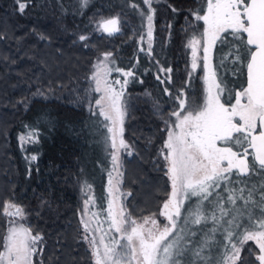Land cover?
<instances>
[{
	"label": "trees",
	"instance_id": "1",
	"mask_svg": "<svg viewBox=\"0 0 264 264\" xmlns=\"http://www.w3.org/2000/svg\"><path fill=\"white\" fill-rule=\"evenodd\" d=\"M132 2L143 4L142 0H88L82 8L81 0H34L33 6L20 16L15 12L14 0H0V31L20 37L36 27L52 40L46 44L28 36L22 45L14 39L0 41V212L7 202L23 206V224L44 235V251L40 252L41 246L37 245L38 254L31 257L33 264H53L51 257H59V264H69L70 258L75 264H92L85 243L78 242L81 201L83 196H91L89 204L95 201L94 215L103 220L107 213L106 179L112 169L111 149L105 151L99 143L100 133L106 129L92 130L97 118L89 111L93 93L87 77L100 51L112 52L118 67L134 72V76L124 78L128 83L123 88L128 104L123 139L129 145L121 149L119 160L124 211L140 220L158 211L170 190L157 153L167 134L162 129L176 102L164 88L174 94L183 88L186 98L202 100L201 71L190 73L187 40L193 34L190 13L203 8L205 0H157L153 5L156 13L152 55L147 58L138 45L146 50L147 40L139 37L144 22L129 7ZM173 7L178 11L174 13ZM109 16H119L121 20L120 32L111 36L98 28V22ZM44 17L53 22L59 18L63 36L43 23L47 21ZM195 24L198 35L203 21ZM81 34L90 37L89 47L77 40ZM227 51L228 47L213 48L214 66L216 58ZM64 53L70 56L60 57ZM11 59L17 63H10ZM42 60L47 62V68L40 63ZM156 61L172 72L159 73ZM233 67H239V72L229 73ZM242 69L230 64L229 70L221 73L225 83H240ZM35 75L40 76L38 81ZM121 75L111 74L122 80ZM157 75L165 83L157 80ZM38 86L45 96L32 95ZM21 98H27V110L17 103ZM99 120L103 121V117ZM30 131L39 133L37 144L33 146L28 140L20 144L19 137H27ZM33 155L37 156L35 161L30 160ZM85 181L92 186L90 192L83 187ZM6 217L0 214V247ZM247 249L255 252L256 248L247 242L242 251L249 264H259Z\"/></svg>",
	"mask_w": 264,
	"mask_h": 264
},
{
	"label": "snow or ice",
	"instance_id": "2",
	"mask_svg": "<svg viewBox=\"0 0 264 264\" xmlns=\"http://www.w3.org/2000/svg\"><path fill=\"white\" fill-rule=\"evenodd\" d=\"M87 3L88 0H81V7ZM142 3L144 8L135 2L129 7L146 22L147 50L151 53L156 13L153 5L157 0H142ZM14 4L16 14L24 16L34 0H14ZM172 11L178 10L173 7ZM190 14L194 21L193 34L187 43L193 57L191 67L198 66L199 45L203 52L202 66L208 72V88L202 103L186 98L183 88L175 94L164 88L165 94L176 102L162 129L167 135L160 150L166 162L165 176L171 185L159 213L167 223L161 227L155 214L142 216V223H138L132 213L125 212L122 207L115 216L109 211L110 228L120 235L112 237L101 253L96 240L85 234L89 225L81 219L83 229L78 242L88 244L94 264H249L242 255L249 241L254 242L259 252L247 249L249 256H255L259 264H264V0H205L203 8L192 10ZM199 21H203V31L198 33V38L195 22ZM120 23L119 16L102 18L98 28L111 36L120 32ZM28 36L52 43L51 36L36 27L20 37L0 31V41L14 39L17 45H22ZM144 38L140 36L141 41ZM89 39L86 34L77 37L84 47L90 46ZM214 47L218 50L228 47V51L216 58L213 67L210 54ZM9 62L16 64L17 60ZM40 63L48 67L46 61ZM156 64L159 73L172 72L159 61ZM230 64L247 70L246 86L235 91L234 96L226 86L225 75L221 74L229 70ZM93 68L89 79L95 87L91 91L101 95L95 99V106L89 101V111L97 118L92 130L106 129L100 133L99 141L105 151L117 148L118 136L119 146L127 149L129 145L122 134L128 104L122 97L128 81L125 79L121 83L120 79H114L109 82L106 77L112 72L129 77L134 76V72L118 67L112 52L101 53ZM231 70L235 74L240 69L233 67ZM39 78V75L34 76L37 81ZM156 78L165 83L160 75ZM116 85H120V90ZM32 95L45 96V92L38 86ZM222 95L227 97V103L221 102ZM233 98L235 103H231ZM17 103L27 110V98ZM99 117H103V121ZM26 138L29 143H37L39 133L30 131L20 140ZM36 159L35 155L30 157L32 161ZM112 160L115 165L117 157L114 154ZM83 187L89 192L92 189L87 181ZM91 199V196L85 199V206ZM112 206L110 201L109 209ZM0 214L26 219L23 206L14 202L5 203ZM218 236L221 238L217 239ZM44 243L41 232L25 228L12 219L4 237V251H0V264H33L31 257L38 254L37 245L43 252ZM50 260L59 264V257ZM69 264H75L74 259L70 258Z\"/></svg>",
	"mask_w": 264,
	"mask_h": 264
},
{
	"label": "rangeland",
	"instance_id": "3",
	"mask_svg": "<svg viewBox=\"0 0 264 264\" xmlns=\"http://www.w3.org/2000/svg\"><path fill=\"white\" fill-rule=\"evenodd\" d=\"M143 5V4H142ZM142 5L140 6L141 8H144L145 6L142 7ZM43 19H45L46 22H43V23H48V25L52 28V30L58 34V35H62L63 34V31H64V27L60 21L59 18H55L54 22L53 21H48L47 17H44ZM104 19V18H103ZM102 20V19H101ZM144 22V21H143ZM146 22L143 23V26H142V32L140 33V36L141 35H144V39H146V50L145 48L143 47L142 44H138L139 45V48H143V52L145 53V56L146 58L149 56L152 55V50H151V53L148 52L147 50V44H148V39H147V36L145 35L146 33ZM202 31H203V28H202ZM63 36V35H62ZM139 36V37H140ZM197 37L199 38V35H197ZM191 37L188 38V40L190 39ZM188 40H187V43H188ZM152 45H153V42L151 41ZM198 47V53H197V57H196V62H197V68L196 69H193L191 67L192 65V62H193V57H192V54H191V49L189 47L188 48V53H189V58H190V73L193 74L194 71L196 70H199L201 71V78H202V84H203V94H202V100L200 103L203 102V99L207 93V88H208V81L206 79V77L208 76V72L207 70H205L203 68V61H202V55H203V52H202V47L201 46H197ZM103 52H107V51H100V53H98L92 64H91V69H90V72L88 74V81L90 82V87L91 89H93L95 87V83L93 81H91L89 79V77L92 75L93 71H94V68H93V65L96 64L97 62V59L100 57L101 53ZM212 53H213V49H212V52L210 54V63L212 64V66L214 67V64H213V61H212ZM67 53H64V55L60 56V57H66V56H70V55H66ZM75 57V56H74ZM76 58V57H75ZM229 73L232 72V70L230 69L228 71ZM112 74V73H111ZM116 77H119V76H116ZM124 78H126L123 73L121 75V79L124 81ZM106 79L111 82L112 80L114 79H117V78H114L112 77L111 75L110 76H107ZM121 80V82H122ZM227 88L230 89L233 93V90L234 88H240L242 87V81H240V83H234L232 85L230 84H226ZM117 88V90H120V85L119 86H115ZM216 90L213 89V92H215ZM93 95H92V98H91V103L92 105L95 106V99H98L100 97V93H94L92 92ZM123 100H126V98H123ZM127 101V100H126ZM221 102H225L227 103L228 102V99L226 96L222 95L221 96ZM231 103H235L234 100L232 99L231 100ZM123 133H124V123H123ZM123 135V134H122ZM166 135L164 136L163 138V142L166 138ZM21 137V136H20ZM20 137H19V140H20ZM119 136L117 137V148L116 149H111V160H112V156L113 154L117 157V160H116V163L114 165L113 163V160H112V169L110 170L109 172V175L106 179V186H105V190H106V194H107V201H106V216H103V220L102 218H97L94 214H95V211H94V208L92 205L95 204V201L93 200L90 204H88L87 206H85L84 204V201L85 199L88 198V196H83L82 198V201H81V208H80V214H79V218H80V224H81V219H83L85 222L88 223L89 225V231L87 233H85L86 235L89 236V239H95L96 242H97V246L99 247L100 249V252L103 253L104 251V245L105 244H109L111 242V238L112 237H119L120 234H117L115 233V230L114 228H110V221H111V217L109 216V211L112 212L113 216H115L121 209V207L123 208L122 204H121V198H120V187H119V177H120V163H119V160H120V153H121V149L122 147L119 146ZM27 141V138L23 141L20 140V144H23ZM37 143H34L33 146H35ZM163 147V143H162V146L161 148ZM160 148V150H161ZM160 150L159 152L157 153L158 154V158L160 159L161 158V161H162V167L164 169V173L166 171V162L163 160L162 156L160 155ZM156 158V157H155ZM157 159V158H156ZM165 181L167 182L168 184V187H169V191L168 193L165 195L164 199H163V202L165 201V199H167L168 197V194L170 193L171 191V185H170V181L168 180L167 176L165 177ZM98 188V187H97ZM195 200V198H193ZM112 201L113 202V206L111 209H109V202ZM163 202L161 203V206L159 208L158 211L152 213V214H149L148 216L151 217L153 216V214H155V218L158 220V222L160 223L161 227L167 223V220L165 217L159 215L160 211H161V208H162V205H163ZM9 211H12V209H9ZM126 212V211H125ZM7 216V215H6ZM97 216H101L99 213H97ZM12 219H16L20 222V224L27 228L25 226V224H23V222L20 220L19 217H16V218H13V217H9L7 216L5 218L6 220V227H5V231L3 233V236H2V243H1V247H0V251H4V237L7 235L8 233V229L10 227V220ZM134 219V218H133ZM138 223H142V220H137ZM209 227H211V224H209ZM83 229V225L81 224V231ZM221 237H217V239H220ZM85 243V246L86 248L88 249L89 251V254H90V258H91V261H92V264H94V258L92 257L91 253H90V250H89V247H88V244L86 242ZM249 243L251 245H253L256 250H255V253L256 254H259L258 252V248L255 246L254 242L253 241H249Z\"/></svg>",
	"mask_w": 264,
	"mask_h": 264
},
{
	"label": "flooded vegetation",
	"instance_id": "4",
	"mask_svg": "<svg viewBox=\"0 0 264 264\" xmlns=\"http://www.w3.org/2000/svg\"><path fill=\"white\" fill-rule=\"evenodd\" d=\"M244 72H245V67H243V69H242V73H243L242 87L245 86ZM242 87H241V88H242ZM235 90H240V88H234V90H233V96H234V92H235ZM233 100H234V98H233ZM234 102H235V100H234ZM242 102H243V101H242Z\"/></svg>",
	"mask_w": 264,
	"mask_h": 264
},
{
	"label": "water",
	"instance_id": "5",
	"mask_svg": "<svg viewBox=\"0 0 264 264\" xmlns=\"http://www.w3.org/2000/svg\"><path fill=\"white\" fill-rule=\"evenodd\" d=\"M111 17H114V16H109V17H106V18H104V19L111 18ZM100 21H101V20H100ZM246 72H247V70H246V67H245V72H244L245 86H246ZM235 91H237V90H235Z\"/></svg>",
	"mask_w": 264,
	"mask_h": 264
}]
</instances>
